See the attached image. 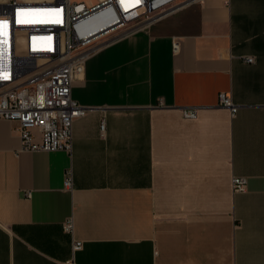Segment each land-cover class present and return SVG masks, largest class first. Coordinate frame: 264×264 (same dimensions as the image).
<instances>
[{
	"label": "crops",
	"instance_id": "obj_1",
	"mask_svg": "<svg viewBox=\"0 0 264 264\" xmlns=\"http://www.w3.org/2000/svg\"><path fill=\"white\" fill-rule=\"evenodd\" d=\"M71 96V151H20L0 118V264H264V0L154 13L95 48Z\"/></svg>",
	"mask_w": 264,
	"mask_h": 264
},
{
	"label": "built area",
	"instance_id": "obj_2",
	"mask_svg": "<svg viewBox=\"0 0 264 264\" xmlns=\"http://www.w3.org/2000/svg\"><path fill=\"white\" fill-rule=\"evenodd\" d=\"M181 1L0 0V118L16 123L20 151H71L73 121L86 112L71 87L86 58L101 43ZM218 104L233 115L240 106L225 92L218 94ZM181 110L195 117L198 108ZM64 186H72L70 173ZM246 187L245 176L234 177V192ZM63 229L71 235L72 250L81 249L72 216Z\"/></svg>",
	"mask_w": 264,
	"mask_h": 264
},
{
	"label": "rangeland",
	"instance_id": "obj_3",
	"mask_svg": "<svg viewBox=\"0 0 264 264\" xmlns=\"http://www.w3.org/2000/svg\"><path fill=\"white\" fill-rule=\"evenodd\" d=\"M76 1H79V0H76ZM85 1H96V0H85Z\"/></svg>",
	"mask_w": 264,
	"mask_h": 264
}]
</instances>
